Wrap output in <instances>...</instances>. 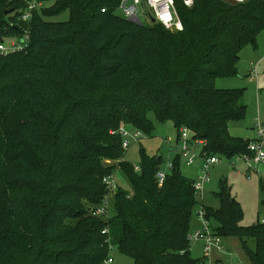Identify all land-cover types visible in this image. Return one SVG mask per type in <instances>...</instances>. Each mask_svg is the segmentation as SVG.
I'll list each match as a JSON object with an SVG mask.
<instances>
[{
	"label": "trees",
	"instance_id": "1",
	"mask_svg": "<svg viewBox=\"0 0 264 264\" xmlns=\"http://www.w3.org/2000/svg\"><path fill=\"white\" fill-rule=\"evenodd\" d=\"M26 1L0 0V43L22 34ZM41 1L51 5L29 20L28 48L0 52V264H102L113 249L134 264H204L187 241L195 179L175 160L158 186L161 157L142 149L135 170L115 131L149 136L152 115L177 142L190 131L200 155L246 154L251 141L227 130L245 117L241 92L215 81L237 75L239 53L264 31V0H174L183 30L170 32L118 16L120 0ZM65 11L67 21H45ZM117 170L130 189L117 187L109 217H94L101 179ZM216 196L218 209L202 206L212 232L264 264V221L240 226L225 184Z\"/></svg>",
	"mask_w": 264,
	"mask_h": 264
},
{
	"label": "rangeland",
	"instance_id": "2",
	"mask_svg": "<svg viewBox=\"0 0 264 264\" xmlns=\"http://www.w3.org/2000/svg\"><path fill=\"white\" fill-rule=\"evenodd\" d=\"M41 1V0H38ZM42 2V1H41ZM43 7H48L51 3L42 2ZM42 7V8H43ZM39 10V9H38ZM116 14L120 17L123 15L119 10ZM143 24H148L141 12L138 14ZM69 18L67 11L60 13L58 16L45 18V21L50 23L65 22ZM4 43L9 42V38L3 39ZM257 64V77L255 80H250L251 70ZM237 75L233 78H219L215 81L217 89L238 90L241 92V104L245 107V117L236 123L228 125V131L232 137L242 138L243 140L253 141L256 138V124L259 121L264 125V31L260 32L256 37L254 45L247 46L239 53V60L236 64ZM150 118L153 122L154 130L151 135L142 133L138 142L131 143L124 153L123 160L138 166L140 160V150H144L148 156H160L162 167L167 164H173L175 160L179 163L180 172L188 179H197L200 175V170L203 165L202 159L199 157L200 148L191 143V150L196 154L193 164L188 166L185 160L181 158L180 142H177V133L174 126L170 122L161 123ZM121 124V123H120ZM132 129V128H131ZM130 129V130H131ZM191 137V135L189 136ZM264 145V140H263ZM221 164L212 166L209 169V181L203 188L202 197L198 198V204L192 218V223L195 224L197 208L203 205L205 208H219L217 194L219 193V185L225 184L228 193L232 199L242 209V216L239 220V225L242 227H252L256 222L264 221V192L261 190L264 187V170L258 167L259 171L248 170L244 162L239 160H227L224 156H218ZM232 161L234 164H231ZM105 165H115V162L105 161ZM170 171V170H169ZM114 181L117 187H120L124 192L129 191L130 187L124 180L121 171L117 170L114 173ZM224 246L228 249L227 254L223 255L216 251L210 253L211 261L221 260L223 264H249L247 258L243 255L239 242L236 239H224ZM197 242L191 243V248ZM201 256L203 255V243ZM200 245V244H199ZM190 248V250H191ZM201 248V247H200ZM200 252H193V257L199 255ZM200 259H204L203 257ZM113 264H134V261L120 254L116 249L110 253ZM218 263V262H217Z\"/></svg>",
	"mask_w": 264,
	"mask_h": 264
},
{
	"label": "built area",
	"instance_id": "3",
	"mask_svg": "<svg viewBox=\"0 0 264 264\" xmlns=\"http://www.w3.org/2000/svg\"><path fill=\"white\" fill-rule=\"evenodd\" d=\"M183 5L191 7L192 0H181ZM229 2L241 3L245 0H227ZM42 2L38 0H27L25 2L24 10L18 16V20L22 26V34L16 35L9 39L8 43H0V52L4 54H13L16 52H23L29 46V29L28 23L31 19L33 13L39 8H42ZM119 11L127 20L138 19L141 22L138 14L142 13L143 19L151 25L149 21V16L153 18L155 23L162 25L167 31H182V22L179 20L176 6L174 5V0H120L119 1ZM104 12V10H102ZM142 23V22H141ZM12 26V24H11ZM257 77V66H255L250 73V80H255ZM129 125L121 123L118 129L115 131L121 138V149L126 151L128 146L133 142H138L142 136L141 132L135 129H131ZM256 138L249 142L247 145L248 152L246 154L237 155L233 160H239L246 164L248 170L259 171V166L264 170V125L259 121L256 124ZM180 137L178 142H180V153L181 158L185 160V163L190 166L193 164L196 154L191 150L190 144H196L197 146H202V141L195 140L192 141L191 132L185 128H181ZM203 165L200 170V175L197 176L195 182L193 183V189L196 194L197 199L202 197L203 188L209 181V169L212 166L220 165V159L216 156L200 155ZM231 164H234L230 161ZM172 169V164H167L165 168L162 166L158 169L155 179H157L158 186H161L164 182L166 173ZM138 170V167H135ZM101 181L105 186V198L102 203L96 207V209H90L94 217L100 216L103 218H108L110 215V202L112 195L115 194L117 190V185L114 181V174L104 176ZM203 205H199L196 212V218L199 223V229H196L187 235V241L192 242H202L203 243V254L205 263L204 264H223L221 260L211 261L209 255L213 251L221 253L223 255L227 254L228 249L224 246V241L219 236L215 235L211 227L205 219V211L202 208ZM107 230H103L102 234H107ZM218 262V263H217ZM114 261L109 256L102 264H113Z\"/></svg>",
	"mask_w": 264,
	"mask_h": 264
},
{
	"label": "crops",
	"instance_id": "4",
	"mask_svg": "<svg viewBox=\"0 0 264 264\" xmlns=\"http://www.w3.org/2000/svg\"><path fill=\"white\" fill-rule=\"evenodd\" d=\"M255 66H257V64H255ZM194 218H195L196 223L193 224V223L191 222V224H190V226H191V231H190V233H191L192 231L196 230V229H199V227H200V226H199V223H198V221H197V218H196V217H194ZM199 244H200V245H199ZM200 247H201V248H200ZM201 250H202V244H201V242H197V244L194 245L193 249L191 248V250H190V253H191L192 258H193V252H200L199 255L194 256L195 258L200 259L199 257L201 256ZM201 257L204 258V254H203Z\"/></svg>",
	"mask_w": 264,
	"mask_h": 264
},
{
	"label": "water",
	"instance_id": "5",
	"mask_svg": "<svg viewBox=\"0 0 264 264\" xmlns=\"http://www.w3.org/2000/svg\"><path fill=\"white\" fill-rule=\"evenodd\" d=\"M7 14H8V13H6V15H7ZM128 21L134 23V24L137 25V26L142 25V23L139 22L138 19L128 20ZM149 21L151 22V24H154V23H155V21L153 20V18H152L151 16H149Z\"/></svg>",
	"mask_w": 264,
	"mask_h": 264
}]
</instances>
